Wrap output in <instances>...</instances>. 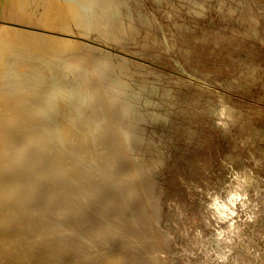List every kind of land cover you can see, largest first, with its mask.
<instances>
[{
	"label": "rangeland",
	"instance_id": "374dc122",
	"mask_svg": "<svg viewBox=\"0 0 264 264\" xmlns=\"http://www.w3.org/2000/svg\"><path fill=\"white\" fill-rule=\"evenodd\" d=\"M17 1L0 0V264H264V0H27L26 19ZM47 1L66 3L56 30Z\"/></svg>",
	"mask_w": 264,
	"mask_h": 264
},
{
	"label": "bare ground",
	"instance_id": "6f19581e",
	"mask_svg": "<svg viewBox=\"0 0 264 264\" xmlns=\"http://www.w3.org/2000/svg\"><path fill=\"white\" fill-rule=\"evenodd\" d=\"M27 0H18L17 1V11L19 12L18 14H19V16H20V18H22V19H26V15H25V12H23V8H25L26 9V5H27V2H26ZM51 1V0H50ZM50 1H47V7H48V21L46 22V24L43 26V27H41L42 29L43 28H47V30L48 29H55L54 28V25H53V23L52 22H57V21H59V20H62V21H64L63 19H65L66 18V11H65V8H66V3L65 2H62V3H51ZM70 1V0H69ZM92 1V0H91ZM94 1V0H93ZM96 1V0H95ZM53 2H54V0H53ZM56 2V1H55ZM76 2V1H75ZM78 2H80V1H78ZM124 2V1H123ZM63 3H65V4H63ZM77 3V2H76ZM82 3V2H81ZM109 3H111V2H109ZM122 3V2H121ZM128 3V2H127ZM131 3V2H130ZM130 3H128V4H130ZM31 4V3H30ZM94 4V3H93ZM95 4H96V2H95ZM123 4V3H122ZM77 5V4H76ZM83 5V4H82ZM97 5V4H96ZM102 5V4H101ZM78 7H79V5H78ZM77 7V8H78ZM98 7V6H97ZM84 8V7H83ZM132 8V7H131ZM130 8V9H131ZM13 9V8H12ZM81 9V8H80ZM117 9H119L120 10V8H117ZM133 9V8H132ZM135 9V8H134ZM72 10V9H71ZM86 10V9H85ZM123 10V9H122ZM137 10V9H136ZM83 11V10H82ZM81 11V12H82ZM133 11V10H132ZM73 12V11H72ZM96 12V11H95ZM101 12V11H100ZM115 12V11H114ZM122 12V11H121ZM149 12V11H148ZM3 13V12H2ZM70 13V12H69ZM97 13V12H96ZM117 13H120V12H117ZM123 13V12H122ZM121 13V14H122ZM11 14V13H10ZM16 14V13H15ZM98 14V13H97ZM102 14V13H101ZM100 15V14H99ZM116 15V14H115ZM11 16V15H10ZM16 16V15H15ZM68 16V15H67ZM110 16H111V14H110ZM2 17V16H1ZM78 17V16H77ZM86 17V16H85ZM112 17V16H111ZM11 18V17H10ZM164 18V17H163ZM78 19V18H77ZM85 19H87V18H85ZM104 19V18H103ZM67 20L69 21V19L67 18ZM101 20H102V18H101ZM21 21V20H20ZM66 21V20H65ZM82 21V20H81ZM84 21V20H83ZM83 21H82V24L85 26V24L83 23ZM114 21V20H113ZM16 22V21H15ZM15 22H14V24H15ZM18 22V21H17ZM74 22V21H73ZM85 22V21H84ZM101 22V21H100ZM127 22H129V21H127ZM21 23V22H20ZM20 23H18V25L20 24ZM70 23V22H69ZM118 23V22H117ZM58 24H60V23H58ZM57 24V25H58ZM127 24H129V23H127ZM131 24V23H130ZM17 25V24H16ZM80 25V24H79ZM102 25H103V22H102ZM124 25V24H123ZM122 25V26H123ZM139 25V24H138ZM21 26V25H20ZM60 26V25H59ZM62 26V25H61ZM80 26H82V25H80ZM127 26V25H126ZM175 26V25H174ZM58 27V26H57ZM70 27H71V25H70ZM125 27V26H124ZM16 28V27H15ZM65 28H67L66 26H65ZM65 28H63V29H58L59 31H62V32H60V33H62L63 35H65V36H68L69 34L67 33L68 31L65 29ZM15 30H18V33H19V35H21V37H22V39H25L27 42H28V44H29V46L30 47H34L35 46V48H37L38 49V52H39V49L42 51V52H44V53H49L50 52V49L49 48H47V45H48V41H49V39H48V37L46 36V35H43V34H30L29 32H26L25 30H23V29H15ZM56 30V29H55ZM72 30V29H71ZM128 30V29H127ZM77 31V30H76ZM80 31V30H79ZM53 32V31H52ZM71 32V31H70ZM126 32V31H125ZM5 33V32H4ZM13 33V32H12ZM45 33V32H44ZM50 33V32H49ZM48 33V34H49ZM71 33H73V32H71ZM14 34H16L15 33V31H14ZM13 34V35H14ZM56 34V33H55ZM80 33H78V35H79ZM5 35H7V34H5ZM18 35V34H17ZM128 35V34H127ZM82 36V35H81ZM85 36V35H84ZM17 37V36H16ZM15 38V37H14ZM20 38V37H19ZM18 38V40H20ZM74 38V37H73ZM62 39V38H61ZM72 39V38H71ZM24 40V41H25ZM120 40V39H119ZM13 41V40H12ZM23 41V40H22ZM23 41V42H24ZM25 41V42H26ZM36 42V45H34V43ZM62 41V40H61ZM224 41V40H223ZM14 44V43H13ZM95 44V43H94ZM26 45V44H25ZM73 45V44H72ZM76 45V44H75ZM78 45H79V43H78ZM241 46V45H240ZM245 47V46H244ZM17 48V47H16ZM69 48H70V46H69ZM223 48V47H222ZM17 49H19V48H17ZM3 50V49H2ZM13 51L15 50V48L14 49H12ZM33 50V49H32ZM1 51V50H0ZM8 51H9V49H8ZM7 51V52H8ZM241 51V50H240ZM42 52H41V54H42ZM247 52H250V51H247ZM4 53H6V52H3V54ZM11 53V52H10ZM15 53V52H14ZM13 53V54H14ZM7 54V53H6ZM40 54V53H39ZM2 55V54H1ZM0 55V56H1ZM11 55H12V53H11ZM251 55H252V53H251ZM5 56V55H4ZM44 56V55H43ZM42 57V56H41ZM239 57H240V55H239ZM243 57V56H242ZM2 58H0V60H1ZM8 59H9V57H8ZM234 59V58H233ZM240 59V58H239ZM243 59V58H242ZM4 60H6V59H4ZM4 60L2 59L1 61H3L4 62ZM235 60V59H234ZM46 61V60H45ZM243 62V61H242ZM5 63H7V62H5ZM238 63V62H237ZM239 63H241V62H239ZM238 63V64H239ZM251 63H253V62H251ZM243 64V63H242ZM249 64V63H248ZM2 65V64H1ZM244 65V64H243ZM242 65V66H243ZM252 65V64H251ZM253 65H255V64H253ZM256 66V65H255ZM4 67V66H3ZM257 67V66H256ZM249 68V67H248ZM252 68V70H253V66L251 67ZM232 69V68H231ZM247 69V68H246ZM3 70V69H2ZM1 70V71H2ZM256 70V69H255ZM0 71V72H1ZM222 71V70H221ZM250 71V70H249ZM261 71V70H260ZM247 72H248V69H247ZM247 75V74H246ZM249 76V75H248ZM247 76V77H248ZM253 76V79H256V80H260L261 79V77H260V73H259V71L258 70H256L254 73H250V77H252ZM264 76V75H263ZM223 77V76H222ZM237 77V76H236ZM204 78V77H203ZM223 79H224V77H223ZM233 79V78H232ZM214 80V79H213ZM225 80H226V78H225ZM234 80H235V78H234ZM234 80H233V83H234ZM252 80V79H251ZM263 80V79H262ZM217 81V80H216ZM218 82H219V80H218ZM225 82V81H224ZM254 82V81H253ZM257 82V81H256ZM255 82V83H256ZM264 82V81H263ZM230 83V82H229ZM232 83V84H233ZM240 83V82H239ZM234 84H236V83H234ZM219 85V84H218ZM225 85H227V84H225ZM229 85V84H228ZM230 85H231V83H230ZM237 85H239V84H237ZM223 86H224V84H223ZM1 87V86H0ZM4 87H6V86H4ZM235 87V86H234ZM237 87H239V86H237ZM250 87H252V86H250ZM3 88V87H2ZM222 88V87H221ZM225 88V87H224ZM202 89V88H201ZM227 90H228V88H227ZM231 90H233V89H231ZM248 90V89H247ZM255 90H256V88H255ZM258 90H261V89H258ZM240 91V90H239ZM241 92V91H240ZM261 92V91H260ZM256 93H258V91L256 92ZM260 94V93H259ZM19 95V94H18ZM6 96V95H5ZM9 96V95H8ZM10 97V96H9ZM15 97V96H14ZM4 98H6V97H4ZM238 98V97H237ZM224 99V98H223ZM226 100V99H225ZM3 101H5V100H3ZM13 104V103H12ZM23 105V104H22ZM14 106H15V104H14ZM4 107V106H3ZM30 107V106H29ZM215 108V107H214ZM214 108H212V109H214ZM212 109H211V112H212ZM7 110V109H6ZM236 116V115H235ZM239 116V115H238ZM237 116V117H238ZM241 116V115H240ZM30 117V116H29ZM15 119V118H14ZM122 119V118H121ZM1 123V122H0ZM123 123V122H122ZM1 126H2V124H1ZM1 126H0V130H2L1 129ZM119 126V125H118ZM3 127V126H2ZM5 133V132H4ZM3 133V134H4ZM28 138V137H27ZM1 142V141H0ZM1 144V143H0ZM0 146H3L4 147V144L3 145H0ZM245 147V146H244ZM5 148V147H4ZM0 150H1V148H0ZM2 150H5V149H2ZM1 154V153H0ZM251 154V153H250ZM236 155V154H235ZM230 156V155H229ZM228 156V157H229ZM235 160V159H234ZM242 167V166H241ZM242 169V168H241ZM236 170H238V169H236ZM235 170V171H236ZM240 171V170H239ZM247 173V172H246ZM38 178V177H37ZM239 178V177H238ZM244 178V177H243ZM39 179V178H38ZM241 179V178H240ZM247 179V178H246ZM245 179V180H246ZM244 180V181H245ZM249 180V179H248ZM242 182V181H241ZM240 183V182H239ZM243 183H246V181L245 182H243ZM242 183V184H243ZM244 185V184H243ZM240 187H242V186H240ZM243 188H245V187H243ZM6 189V188H5ZM238 189V188H237ZM236 190V189H235ZM55 191V190H54ZM239 193H241L242 194V192H239ZM245 193V192H244ZM3 194V193H2ZM1 194V195H2ZM233 195H237V193H236V191H234V192H230L229 194H228V196L226 197L227 199H225V201H221V203L219 202V204H221V205H223L225 208H226V211L224 210V209H221L220 211H218L215 207H213V204H215L216 203V199L212 202V203H210L211 204V209H212V211L211 212H213L214 214H216V216L220 219V218H223L225 215H227V216H230V215H232L233 214V210H232V205H233V203H234V201H232V200H230V198H231V196H233ZM242 196V195H241ZM7 197V196H6ZM2 199H5V198H2ZM222 200V199H221ZM219 201V200H218ZM231 207V208H230ZM228 208H230L229 210H227ZM26 212V211H25ZM46 215V214H45ZM225 218V217H224ZM31 230V229H30ZM24 232V231H23Z\"/></svg>",
	"mask_w": 264,
	"mask_h": 264
},
{
	"label": "clouds",
	"instance_id": "9594fccd",
	"mask_svg": "<svg viewBox=\"0 0 264 264\" xmlns=\"http://www.w3.org/2000/svg\"><path fill=\"white\" fill-rule=\"evenodd\" d=\"M234 109L231 108L229 104L221 100L219 102V106L212 109V115L216 118V124L218 127H220L222 130L227 131L231 124L234 122ZM240 197L238 195L231 196L230 200L235 201L239 200ZM213 207H215L218 211L221 209H224L226 211V208L219 204L217 201L215 204H213Z\"/></svg>",
	"mask_w": 264,
	"mask_h": 264
}]
</instances>
